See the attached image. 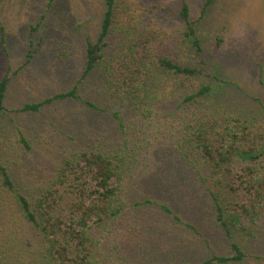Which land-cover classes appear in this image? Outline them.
Returning <instances> with one entry per match:
<instances>
[{
    "label": "trees",
    "instance_id": "obj_1",
    "mask_svg": "<svg viewBox=\"0 0 264 264\" xmlns=\"http://www.w3.org/2000/svg\"><path fill=\"white\" fill-rule=\"evenodd\" d=\"M215 1L205 0L202 17ZM54 2L48 0V8ZM104 6L98 37L86 43L85 66L79 81L67 91L10 108L6 102L13 73L8 67L0 79V116L39 113L57 104L82 100L89 109L111 113L123 129L121 112L110 111L106 105L140 110L151 97L157 74L168 73L175 88L182 92L177 104L181 122L176 148L182 162L195 171L204 185L212 205L213 222L229 239L232 254L212 249L207 258L167 264H241L250 256L262 259L247 248L258 236L264 218V119L230 108L212 110L219 92L203 79L205 50L188 0H182L178 10L184 30L172 39H164L146 15L117 14L116 0H105ZM149 11L170 9L154 3ZM44 18L43 15L39 25ZM5 38L4 30V44ZM223 42V36H219L217 47ZM68 53L66 49L60 50L61 55ZM33 54L30 50L29 57ZM92 77L97 79L98 96L105 106L82 95V84ZM17 141L27 152L34 149L23 132ZM100 144L93 141L73 146L52 160L40 156L44 159L34 163L37 176L32 184L19 179L13 163L0 156V264H109L111 255L105 253L112 241L109 239L121 236L126 240L121 244L127 250L131 247L132 253L153 247L162 251L172 249L169 243H174V238L157 226L159 218L154 224L143 208L133 209L143 205L160 207L164 217L171 221L168 229H173L175 239L181 238L180 231L175 232V225L183 223L180 214L150 195L130 204L127 182L134 174L137 158L129 151L127 141L111 150ZM238 158L247 163L236 172L231 189L243 192L245 198L224 206L214 187L220 189V174L232 173L230 167ZM27 169L31 172V165ZM120 226L124 227L121 234L115 231ZM187 227L198 231L193 224L187 223ZM207 246L211 247L209 242ZM127 258H132L130 252Z\"/></svg>",
    "mask_w": 264,
    "mask_h": 264
},
{
    "label": "rangeland",
    "instance_id": "obj_2",
    "mask_svg": "<svg viewBox=\"0 0 264 264\" xmlns=\"http://www.w3.org/2000/svg\"><path fill=\"white\" fill-rule=\"evenodd\" d=\"M47 1L2 0L0 5V79L11 67L13 80L6 102L10 108L73 87L84 70L87 40L98 37L105 0H55L51 8ZM181 1L116 0L117 14L146 15L164 39H172L184 30V22L178 15ZM188 1L205 50L203 79L219 92L212 110L230 108L264 119V0H216L204 17L201 15L205 0ZM154 3L165 5L170 11H149ZM43 15L45 18L39 25ZM4 30L5 44L2 41ZM219 36H223L224 42L217 47ZM62 49L68 50L67 56L60 54ZM30 50L34 52L32 57H29ZM97 84L95 77L86 80L82 84V95L105 106L98 96ZM151 88L153 95L140 110L106 105L110 111L121 112L125 132L111 113L89 109L82 100L57 104L39 113L0 116V156L13 163L19 179L32 184L37 176V172H33L34 163L37 165L44 159L40 156L52 160L73 146L93 141L111 150L124 146L127 141L129 151L137 158L134 174L127 182L130 204L150 195L153 200L169 205L181 216L183 223L175 225V232L180 231L181 238L175 239L173 229H168L171 221L164 217L160 207H136L134 211L143 208L154 224L159 218L157 226L174 238V243H169L172 249L162 251L153 247L132 253L131 247L127 250L124 243L121 244L126 241L123 236L117 240L110 238L112 241L105 249V253L111 255L108 263L196 261L209 257L212 249L232 254L229 239L213 222L212 205L204 185L195 171L182 162L176 148L181 122L177 104L182 92L175 88L172 77L163 72L157 74ZM21 132L31 139L32 152L25 151L17 141ZM245 163L247 161L238 158L230 167L232 173L220 174L221 187L214 189L224 206L244 201L243 192L231 189V181ZM30 165L32 173L26 171ZM187 223L195 225L198 231L187 227ZM123 228L117 227L115 231L121 234ZM253 240L247 251L262 259L250 256L241 264H264V218ZM117 241L120 243L116 244ZM208 242L211 247L207 246ZM128 252L132 258H127Z\"/></svg>",
    "mask_w": 264,
    "mask_h": 264
}]
</instances>
